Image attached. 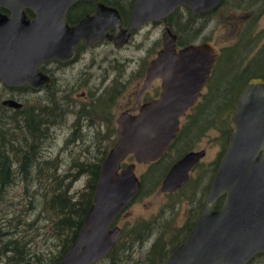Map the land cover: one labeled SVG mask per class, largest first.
<instances>
[{"label":"water","instance_id":"1","mask_svg":"<svg viewBox=\"0 0 264 264\" xmlns=\"http://www.w3.org/2000/svg\"><path fill=\"white\" fill-rule=\"evenodd\" d=\"M221 1L135 0L131 27L164 19L178 5L199 13ZM29 6L35 14L31 21L23 16L20 8L14 7L11 20L0 16V80L7 86L26 84L36 88L47 83L48 78L38 71L39 62L67 57L77 40L86 37L89 27L103 21L98 16L110 17L115 25L119 22L114 10H100V15L96 13L80 21L62 37L55 17L59 4L48 8V13L40 0H32ZM96 34L92 40L100 38ZM125 39L126 32H123L118 44ZM216 56L215 48L209 43L176 50V36L166 28L162 48L150 61L146 79V84L156 77L162 79L160 97L143 105L138 114L120 112L117 115V139L99 164L91 204L74 241L57 264H93L114 247L120 231L114 220L140 189L135 164L155 162L163 156L178 134L179 118L194 104ZM2 104L15 109L21 107L14 100H4ZM230 128L227 147L196 224L162 264H248L257 253L264 251L262 79H251L242 88ZM127 154L134 156V163L119 169L120 161ZM203 155V150L191 151L178 160L161 182V191L171 192L184 185L189 170ZM223 194L221 207L213 210V203Z\"/></svg>","mask_w":264,"mask_h":264},{"label":"flooded vegetation","instance_id":"2","mask_svg":"<svg viewBox=\"0 0 264 264\" xmlns=\"http://www.w3.org/2000/svg\"><path fill=\"white\" fill-rule=\"evenodd\" d=\"M67 1L69 0H59V2L40 0L46 13L50 11L48 8H51L53 4H59L60 9L57 11L55 17L57 27L59 31H61V35L63 34L62 37H66L67 29L69 30L71 27L76 26L80 21L92 18L96 13L100 15V10H114L119 17L118 25H115L113 20H110V17L100 15L98 18H103V21L100 23L94 22V24L89 27L88 32L86 31V37H80L72 52H70V54L67 52V57L60 60L53 58L39 62L37 67L38 71L48 78L49 81L47 83L44 82L36 88H31L26 84L20 86H7L0 80V105L5 109L12 110L11 113L14 112V110H21L23 104H26L27 100H22L20 96L16 94L17 91H23L31 96V101L28 102L31 105H27L26 110L33 108L37 109V106L40 105L43 112L49 115L52 114L50 111L55 108L57 111L55 119L62 120V124L65 121L66 114L71 113L73 115V119L68 125L71 132L79 130V126L81 125L79 121H82V126L86 128V130H93L94 124L92 122L87 123V120L83 119L87 115L85 108L102 103L111 96L112 81L116 76L115 73L112 74L111 68L108 69L106 66L103 67V72L96 75L95 70L101 69L98 63L107 61L108 58L112 56V52L122 54L124 49L130 45L135 46L132 47V50H138L137 52L142 51L144 49L145 36L143 37V34L145 32V27L150 25H163L161 45L156 51L155 56L146 62L145 65L141 66V71L143 73L138 85L139 89L135 96H129L127 98L128 101L125 103L126 106L120 112L138 114L143 105L159 99L162 92V79L156 77L150 83L146 84L147 69L150 61L156 57L157 53L162 48L163 35L167 27L176 36V50L182 49L188 45L196 46L203 43H209L215 48L217 52L216 60L209 71L206 81L199 89V94L194 104L179 118L177 136L166 148L163 156L159 160L151 163L135 164V173L140 180V186L142 181L145 182L144 175H148L147 177L151 178L152 176H149V174L156 173L157 176L159 175L161 177L159 183L161 187V182L178 160L191 151H204V155L189 170L188 179L184 185L171 192L161 191L166 195L178 194L183 191L184 188L188 187L192 181H197L198 178L203 180L201 182L203 187L200 190L201 194H205L203 200L201 202L200 199L192 201L190 198V201L187 198L190 201V206L186 213L185 223L180 229H190V233L207 199L212 180L227 147L231 133L230 120L237 97L249 80L260 78L264 81V29L258 30L256 21V18L259 20L260 15V10L258 9L264 7V0H222L208 11L199 13H194L185 5H178L174 11L164 19L156 21L150 20L136 27H131L132 18H134V14H132V4H134L135 0H73L66 6L65 10H63L62 7L65 6ZM29 3L32 5V0H0V16L5 19H10L13 15V10L11 8L14 7V9L20 8L23 16L28 21H31L35 17V14L30 8L31 6H29ZM220 10V14L225 13L233 16V22H231L230 25L234 34L231 40H228L227 44H215L206 39L209 37L208 26L219 16L218 13ZM235 11H242L243 13L235 15ZM106 17L107 20L104 21ZM246 28H248L249 31L245 30ZM123 32H126V39L124 42L118 44L119 35ZM95 33H97L96 35L100 38L92 40L93 34ZM194 35H196L195 39H193ZM124 61L125 68L126 66L129 67L126 54ZM94 64L98 66L96 67ZM130 71H132V68ZM125 73H127L126 69L121 73V77L123 78L122 83L124 80H127ZM120 79L119 81L121 82ZM80 86L86 87V90L80 91ZM4 100L19 102L21 107L15 109L5 106L2 104ZM228 103H233V106L232 109L230 108L231 113L229 114H231V116L226 124L225 116L223 115L225 112V104ZM68 110L69 112L66 113ZM98 112H100L101 114L99 115H103L104 118L107 113L105 106L101 105ZM211 113H213L212 116H210ZM102 120H99L97 125H101ZM114 123L113 129L115 137L110 147L117 139L116 118ZM45 124H48L47 121ZM210 127L219 133L217 139L221 141V144L215 159L209 164L211 168L207 167L203 169V159L206 156V149H196L194 147L198 146ZM75 143H77V141H75ZM170 153L171 157L165 161L167 155ZM131 163H134V156H132V154H127L120 161L119 169ZM137 165H145L147 168L146 171L142 174H137ZM196 173L197 176L194 178L193 176ZM193 185H195V183H193ZM224 197L225 195L223 194L216 199L213 203V210H217L221 207ZM263 253L264 251L256 255ZM256 255L253 258H255ZM253 258L251 259L252 261L250 260V264L253 263Z\"/></svg>","mask_w":264,"mask_h":264},{"label":"rangeland","instance_id":"3","mask_svg":"<svg viewBox=\"0 0 264 264\" xmlns=\"http://www.w3.org/2000/svg\"><path fill=\"white\" fill-rule=\"evenodd\" d=\"M258 10H260V15L259 20L256 18L257 29L263 30L264 7H260ZM220 13L221 10L218 13L219 16L208 26L209 37L206 39L215 44H227L228 40H231L234 34L230 25L231 22H233V16ZM242 13V11L234 12L235 15ZM162 29L163 25L156 24L145 27V32L143 34V37L145 36V41L142 51H134L132 47L135 46L130 45L124 49L122 54L112 52V56L108 58L107 61L98 63L101 69L95 70L96 75L103 72V67L106 66L108 69L111 68L112 74L115 73L116 76L112 81L111 96L102 103L85 108L87 115L83 119H86L87 123L92 122L94 124L93 130H86V128L82 126V121H79L81 122L79 130L71 132L68 125L72 121L73 115L68 113L69 110L66 112L68 114H66L63 124L62 120H56L44 126L47 132H45V137L41 144L43 155L47 159L57 158L56 163L52 165L56 167V173L66 175L68 181H71L70 191L82 189L86 180V174L78 173L76 171V166L81 163H91V161L99 157L103 151H107L113 143L115 137L113 129L115 118L126 106L125 103L128 101L127 98L136 95L143 73L141 71V66L145 65L146 62L155 56L156 51L161 45ZM125 54L128 57L129 65V67L126 66V68L124 61ZM94 65L96 67L98 66L96 64ZM131 68L132 71H130ZM125 69L127 71V73H125L127 80H124L122 83L123 78L121 77V73L124 72ZM82 90H86V87L80 86V91ZM16 94L20 96L22 100H27L26 104H23L25 109L27 105H31L28 103L31 101V96H29L28 93L17 91ZM101 105L105 106L107 111L104 118L103 115H99L101 113L98 112ZM230 107V103L225 104L223 116H225L226 124L231 116V114H229L231 113ZM11 111L12 110L5 109L0 105L1 131L4 132L5 138L11 139L16 137V143H20L17 141H19L21 134L14 128L11 122V118L17 115H13ZM9 115L13 116L8 120L4 119V116ZM212 115L213 113L210 114V116ZM51 120L52 119H50V121ZM99 120H102L101 125H97ZM218 134L217 131L210 127L198 146L194 147L196 149H206V156L203 159V169L207 167L211 168L209 164L215 159L220 150L221 141L217 139ZM75 141H77V143H75ZM170 157L171 153L167 155L165 161ZM146 169L145 165H137L136 172L137 174H142ZM50 172L51 167L46 164V169L42 174L47 176ZM29 175L30 180L27 184H24V182L19 179L21 177L16 175L14 177L15 183L5 189L4 195L2 196L3 198L0 201V232L11 229L19 231L20 225H23L26 229L27 238L29 239L26 244L30 248L42 251L46 257L48 254L51 255L57 252L60 247L59 244L61 243V239H53L50 237L49 231L52 230L50 228L49 216L42 207L43 202L41 201L44 200L49 191L46 186L47 192L44 191V187L41 189L37 186L38 183L40 184L42 182L37 183V179L34 178L36 172L33 173L30 171ZM72 175L74 176L72 177ZM158 176L153 179L145 175V190L134 200H131L116 217L114 224L117 225L120 230L116 241L117 254L110 255L109 257L106 256L96 261L94 264H109L111 261H113L114 264H151V259L156 256L152 253L153 250H151L155 242L157 247L162 246L164 248V246L167 247L171 241L177 239L176 237L181 230L180 227L186 220V213L191 201L190 198L192 201L200 199L201 202L205 197V194H201L200 192L203 187L201 184L203 180L198 178L197 181H192L191 184L180 193L166 195L159 189L160 181H157ZM196 176L197 173L194 174L193 177L195 178ZM71 177L73 179H70ZM193 183H195V185H193ZM35 189L41 193V196L36 198L34 203H31L32 198H30V194L31 191ZM25 222L33 223L26 226L24 225ZM252 264H264V255L262 257H256Z\"/></svg>","mask_w":264,"mask_h":264},{"label":"trees","instance_id":"4","mask_svg":"<svg viewBox=\"0 0 264 264\" xmlns=\"http://www.w3.org/2000/svg\"><path fill=\"white\" fill-rule=\"evenodd\" d=\"M245 30L249 31L248 28ZM195 38L196 35L193 36V39ZM232 106L233 103H231V109ZM27 110L23 106L21 110H14L12 113L13 115H17L16 117L11 118L13 115H9V117L4 116L6 120L12 119L11 122L14 128L21 134L19 141H17L20 143H16V137L11 139L5 138L4 132L1 131L0 127V201L3 198L5 189L15 183L14 177L16 175H19L21 177L19 179L24 184H27L30 180V171L36 172L34 178L37 179V183L42 182L38 183L37 186L41 189L44 187V191L47 192L46 186L49 191L41 202H43L42 207L44 211L49 216L50 228L52 230L49 231L50 237L53 239L60 238L61 243L55 254H48L45 257L42 251L30 248L26 244L29 239L23 225H20L19 231H15L14 229L4 230L0 232V264H57L74 241L82 225L85 212L92 201L99 163L106 151H103L91 163H81L76 166L78 173L86 174V180L82 189L70 191L71 181H68L66 175L56 173V167L52 165L56 163L57 158H45L41 149L45 132H47L44 127L45 123L46 121L48 124L56 121L55 114L57 111L53 108L50 111L52 114L48 115L43 112L40 105L37 106V109ZM50 119L52 120L50 121ZM46 164L51 167V172L47 176H44L42 173L46 169ZM149 176H152L154 179L157 174H149ZM72 177L70 179H73ZM160 179L161 177L158 176L157 181H160ZM145 187L146 180L145 182H141L139 192L135 198L145 190ZM40 196L41 193L37 189L32 190L30 194V198H32L31 203H34L36 198ZM32 223L25 222L24 225L29 226ZM189 231L190 229L180 230L176 237L177 239L171 241L164 248L162 246L157 247L154 241L155 243L151 250H153L152 253L156 256L151 259V264H162L178 244L185 239ZM116 243L106 256L109 257L110 255L117 254ZM263 255L264 253L258 254L256 257H262ZM109 264H114V262L111 261Z\"/></svg>","mask_w":264,"mask_h":264}]
</instances>
